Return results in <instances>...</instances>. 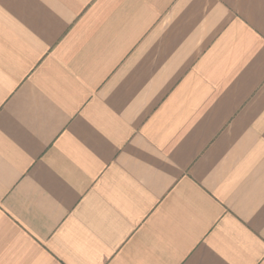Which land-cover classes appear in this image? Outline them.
I'll return each mask as SVG.
<instances>
[{
	"label": "crops",
	"instance_id": "obj_1",
	"mask_svg": "<svg viewBox=\"0 0 264 264\" xmlns=\"http://www.w3.org/2000/svg\"><path fill=\"white\" fill-rule=\"evenodd\" d=\"M0 264H264V0H0Z\"/></svg>",
	"mask_w": 264,
	"mask_h": 264
}]
</instances>
